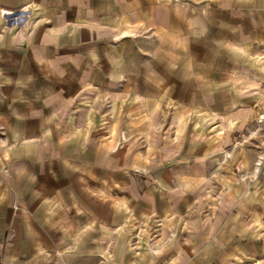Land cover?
I'll list each match as a JSON object with an SVG mask.
<instances>
[{
	"label": "crops",
	"instance_id": "obj_1",
	"mask_svg": "<svg viewBox=\"0 0 264 264\" xmlns=\"http://www.w3.org/2000/svg\"><path fill=\"white\" fill-rule=\"evenodd\" d=\"M261 109L264 0H0V263L264 264Z\"/></svg>",
	"mask_w": 264,
	"mask_h": 264
},
{
	"label": "rangeland",
	"instance_id": "obj_2",
	"mask_svg": "<svg viewBox=\"0 0 264 264\" xmlns=\"http://www.w3.org/2000/svg\"><path fill=\"white\" fill-rule=\"evenodd\" d=\"M22 15L19 16H3L6 19L13 20L20 19ZM256 119L248 127V134L250 140H247L249 146H256V144L264 145V109L259 110L258 114H255ZM260 141V142H258ZM1 264V263H0ZM15 264H17L15 262Z\"/></svg>",
	"mask_w": 264,
	"mask_h": 264
},
{
	"label": "built area",
	"instance_id": "obj_3",
	"mask_svg": "<svg viewBox=\"0 0 264 264\" xmlns=\"http://www.w3.org/2000/svg\"><path fill=\"white\" fill-rule=\"evenodd\" d=\"M3 15H6V16H7V15H9V14H3Z\"/></svg>",
	"mask_w": 264,
	"mask_h": 264
}]
</instances>
